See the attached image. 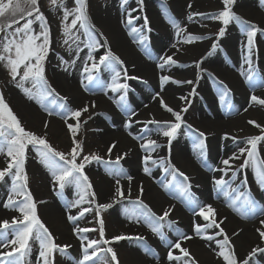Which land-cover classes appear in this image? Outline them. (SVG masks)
<instances>
[{
	"label": "snow or ice",
	"instance_id": "obj_1",
	"mask_svg": "<svg viewBox=\"0 0 264 264\" xmlns=\"http://www.w3.org/2000/svg\"><path fill=\"white\" fill-rule=\"evenodd\" d=\"M73 3L74 7L68 8L66 0H49L50 10L62 9L61 32L63 45L68 54L67 59L62 55H57V67L71 74L79 62L80 85L85 92L93 94L99 92L105 96H109V92L118 94L117 97L109 96V99H112L116 106L127 114L128 121L125 127L130 128L133 123L132 117L137 113L128 105L130 86L127 81L142 78L128 74L125 61L113 51L103 31L92 23L88 14L89 0H73ZM119 3L123 10L121 23L128 29L133 42L142 48L149 59H153L151 51L146 46L150 43L147 33L152 31L149 18L143 15V24L137 27L134 21L140 17L133 15L136 9L128 7L129 0H119ZM221 3L223 7L219 10L212 13L191 12L187 15V19L192 21L195 16H200L203 19L220 22L221 27L215 34L209 55L220 47L218 41L225 36L227 26L232 23L240 26L241 33L246 36L242 60L243 65L247 67L241 66L240 75L244 77L251 89L248 106L264 107V98L255 94L257 89H264V75L258 73L253 60L256 52L255 38L258 33L264 35V28L244 20L237 14L234 11L236 0H221ZM138 4L140 12L143 13L144 0H138ZM260 6L264 7V0H260ZM187 7L191 8L192 4L189 3ZM166 19L176 30L175 35L179 38L171 45L177 53L181 51L179 47L181 43L190 45L212 38L206 35H185L186 28H182L174 16H168ZM35 26H38V31ZM100 49H104V52L97 56ZM52 50L51 26L45 12L42 11L40 0H0V66L7 72L9 83L20 89L29 100L35 101L49 117L57 116L63 120L71 133L68 152L53 148L47 139L50 122L45 120L43 124L44 135H38L26 129L5 100L3 90H0V155H4L7 161L6 167L0 169V182H3L6 177L11 179L10 190L2 207L18 213L10 220H0V264H55L57 253L66 256L72 264H120L117 252L111 244L123 240L136 242L145 254L159 261V255L147 245L146 238L142 235L119 234L111 239L106 238V224L101 213L116 204L121 205V215L127 221L142 224L159 237L169 249L167 260L170 264H198L189 249L182 247V244L192 240L193 236L182 231L177 226L178 222L171 218L175 205H169L157 214L143 199L145 188L142 183L136 186V195L133 198L134 178L121 164L128 153H117L113 159V150L117 148L118 142H112L107 147V158L95 152L84 153L83 142L78 139L77 133L81 127V117L88 114L83 120V123L87 124L92 119L89 109L90 107L95 108L96 104L90 101L80 108H73L69 103V97L61 95L52 86L46 76V64ZM175 55L176 53L160 55L156 58L157 67L165 70L166 67L185 66L179 65L178 60L174 59ZM203 62V57L194 61L195 67L200 72L206 71L202 68ZM104 72L110 74L107 80L101 76ZM214 79L218 84L217 92L221 104L232 112L234 105L231 103V89L224 81ZM169 82L177 85L196 83L194 80L174 79L169 75L159 77L160 92L155 93L153 99L159 97L161 107L170 113L173 119L163 121L150 119L145 123L155 125V129H146L147 136L132 137L138 141L139 148L145 153L141 158L143 173L151 177L153 168L163 170L166 174L165 180L157 181L161 189L172 199L188 208L194 217H199L205 222L203 224L193 222L192 231L196 237L207 241L215 240L216 236L223 237L222 240H216V246L219 249L217 256L222 258L223 264H261L258 255L264 256V247H252L243 260L238 259L228 234L221 227L227 217L218 221L216 219L217 210L197 197L192 190V178L172 162L171 144L182 127L195 133L193 150L201 165L206 168L208 167V146L206 133L188 124L183 116V113L188 111L189 97L196 95V88L193 87L188 96L179 97L180 100L185 101L186 106L175 110L168 106L161 96L164 86ZM244 111H247V108ZM70 120L74 123H69ZM248 123L259 129L261 134L244 138L243 147H238L237 151L230 156L222 158L219 166L208 170L221 173L219 177H212V183L217 193L223 196L228 207L245 219L257 218L259 220L262 227L257 228V232L261 240H264V205H259L253 197L245 172L246 169H251L257 185L264 190V159H261L258 147L264 142V126L255 120H249ZM97 131L101 130L97 129ZM129 135L132 134L129 133ZM153 135L167 138L168 156H153V153H157L163 147L157 139L152 138ZM224 138H229V134L225 133ZM231 138L234 142L237 141L236 137ZM30 147L39 162L49 172L56 195L64 200L67 211L66 219L73 225V235L80 242L82 251L80 258L68 254V249L72 247L71 244L56 242V237L38 214V204L45 203V201H37L29 188V177L25 165ZM241 160L239 165L235 164L236 161ZM93 162L104 164L106 174L115 182L110 202L100 203L98 201L93 182L86 172V167ZM241 174H244L243 179H241ZM122 180L127 181V187L121 183ZM66 188L73 190L72 199L65 197ZM73 209L76 210V214H72ZM90 213H94L97 228L80 226L79 222L86 219L87 214ZM209 229L219 231L215 235H210L207 234ZM166 230L173 232L175 239L170 240ZM96 231L99 233V238L89 239L87 234ZM34 245L37 246L35 261L32 259ZM173 250H179V254H174Z\"/></svg>",
	"mask_w": 264,
	"mask_h": 264
},
{
	"label": "bare ground",
	"instance_id": "obj_2",
	"mask_svg": "<svg viewBox=\"0 0 264 264\" xmlns=\"http://www.w3.org/2000/svg\"><path fill=\"white\" fill-rule=\"evenodd\" d=\"M71 1V0H68ZM66 0V3L68 4ZM167 3V8L169 10V15H173L181 24L182 28H186V34H198L195 33L193 23L196 22V16L192 21L187 19V15L191 12H200L205 10L206 12H214L221 9V0H163ZM106 6L102 9L95 7L93 14L90 15L92 23H94L97 28L103 31L104 35L109 39L113 51L121 56L125 61V64L128 69V74L130 76L141 77L140 81H147L149 86H147V91L136 90L134 94L129 91L128 99L129 105L137 109V118L132 119L133 123L130 128L125 127L128 117L125 118L121 116L116 111V104L113 102L111 97H117L118 94L109 92V96H105L102 93L96 95H90L85 92L80 85V74H79V62L77 67L71 71V74L66 72H59L55 75H52V84L53 87L57 88L60 93H63L65 96L69 97V103L73 108H80L83 105L94 101L97 108L91 110L92 115H96L93 122V130L95 136L98 139V143L101 145L109 146L112 142H118V146L114 149V152H127L128 155L124 159L125 164L129 167V173L133 176V189L140 183L144 185L145 194L143 199L148 203L152 209L157 207L166 208L169 205H175V216L177 226L184 231L185 233L193 236V239L186 241L182 244V247H187L190 253L198 261V264H223L221 257L217 256L219 249L216 246V240H222V236H216L215 240L207 241L196 237L195 233L192 231L193 222L203 224L205 223L201 218L190 216L182 209L178 207L177 200L169 201L161 191L160 187H157L154 184L155 179H159L164 175L163 170L160 168L157 171L152 173V176L149 177L145 175L141 168V158L145 153L139 148V143L137 140H134L133 136L146 135L148 132L146 129L151 128V124H146L145 122L151 118L157 120H172L173 117L170 113L164 110L160 103L159 97L153 99L155 93L160 92L159 77L161 75H169L174 79L180 80H194L196 83L193 85H177L174 83H167L164 86L161 96L163 97L165 103L177 110L175 107V101L178 100L180 96H188L189 92L193 87L196 88V95L189 97L192 101L197 102L198 118L196 120V127L206 133L207 135V155L209 154V159L207 158V163H209V168L214 167V165L219 166L220 160L222 158H227L230 156L235 149L231 141L233 140L229 133L232 130L242 131L247 136L252 135V132L255 131L253 128L246 126L245 122H248V119L255 120L257 123L264 121V107L259 105H253L251 107L249 104V93L244 86V77L240 75V69L243 65L242 56L244 54L243 45L246 43V39H242V33L239 25H234V28H231L232 33L228 34L227 37L220 39L218 41L220 47H226L230 59L226 62L227 66H218V67H209L218 78L227 83L229 89H232L233 94L239 95L238 102L236 101V96L233 99L239 103L234 105L232 112H222L224 106L219 100L217 91L213 84L214 80L207 79L203 75L196 74L195 70H198L195 67L194 61L199 60L202 55H204L211 44L213 39H206L204 41H197L193 44H180L181 52L187 53V56L192 57L184 58V61H179L185 66H173L171 68L166 67L165 70H160L157 65L148 62L141 55L140 51L137 49V44L133 42V38L128 34V29L124 24L121 23L123 19V11L120 8L119 0H105ZM191 3L192 7L188 8L187 5ZM118 4V7H117ZM129 8H135L136 11L133 13L134 16L140 17L136 19L142 25L143 24V15H147L150 21L151 29L163 33L165 37V43L162 44L157 39H149L150 44L157 51V56L167 53L172 55L176 53V49L172 48L171 45L179 39L175 35V31H172L174 28H169L164 25L161 21V16L159 11L156 9L155 4L152 0H144V12L141 13L139 10L138 0H129ZM235 12L239 14L244 20L253 22L259 27L264 28V7L260 6V0H236ZM167 10V9H166ZM168 16V15H167ZM212 21L211 23H214ZM233 27V26H232ZM234 29V30H233ZM151 33V32H150ZM201 34V33H199ZM204 34V33H202ZM205 35V34H204ZM255 46L258 54L253 57L255 66L260 75H264V35L257 34L255 38ZM219 47V50L221 49ZM222 50V49H221ZM87 50H85L86 52ZM104 49H100L97 52V55H102ZM83 55V53H82ZM180 56H174V59L179 58ZM225 61V59H224ZM216 62H221L217 60ZM223 63V62H222ZM180 65V64H179ZM247 67V65H243ZM199 71V70H198ZM102 78L107 80L110 76L109 73H101ZM129 84V83H128ZM134 92V91H133ZM154 93L151 96V93ZM257 96L264 97V90L255 93ZM18 95V94H17ZM13 93V98L26 112L34 114L38 119H50L53 120L61 129L66 127L64 122H60L59 119L55 116L49 117L36 103L31 101L28 98L24 99L17 96ZM149 100L148 104H143L145 100ZM179 104V103H178ZM247 108V111L244 109ZM207 112V113H206ZM100 113H105L107 116L113 119L114 124L109 126L103 124L99 118ZM229 118H224V116H230ZM209 114V115H208ZM148 115H153V117H148ZM251 117V118H249ZM138 121V122H137ZM100 129L101 131H97ZM152 130V129H151ZM145 131V132H144ZM251 131V132H250ZM131 133L132 135H129ZM229 134V138L225 139L224 134ZM255 135L261 134L260 131L253 132ZM155 135L152 136V138ZM172 147L170 151H172ZM260 157L264 159V148L260 147ZM171 154V153H170ZM166 157L169 155V147L167 144L161 147L155 156ZM172 162H176L180 167L188 171L191 175V178H195L196 181L203 184L202 191L200 192L198 198L205 203L211 204L217 210L216 219L219 221L223 217H227V220L224 224L221 225L228 234L231 244L234 247L238 259L243 260L247 254L250 252L252 247H264V240H261L257 228L262 227L259 224L257 218L245 219L239 215L232 208L227 206L225 199L221 195L217 197V194L214 185L212 183V177H219L221 173L209 171L207 168L204 170L201 167V162L198 159L196 153L193 150V146L187 147L180 146L175 148L171 154ZM132 161V162H131ZM6 158L4 155H0V165L6 164ZM213 163V164H212ZM215 166V167H216ZM247 175V180L249 179L251 183L255 177H253V172L251 169L245 170ZM241 174V179H243ZM41 179L44 182V188L50 190L52 184V178L49 174L43 175ZM252 176V177H251ZM98 181V191L101 199L104 202H110V198L114 192L115 182L111 179H106L101 176H96ZM166 178V174H165ZM122 184L127 187V181H122ZM69 190H67L68 192ZM65 191V194H67ZM260 195L256 200L259 205H264V193ZM68 195V194H67ZM159 200V201H158ZM159 202H162L160 205ZM3 201L0 202V220L2 219H11V217L18 215L14 211L5 210L2 207ZM166 206V207H165ZM50 213L55 217L61 219L65 224L67 214L64 213L56 204L54 206H49ZM49 211V210H47ZM157 212L156 210H153ZM117 213V212H115ZM157 214H159L157 212ZM111 226L115 228V235L126 234L130 236L142 235L146 238L147 241L151 243L155 249L156 254L159 255L160 260L156 261L152 256L145 253H138L133 249L130 250L129 247L123 246L125 251L134 256L137 259L138 264H170L167 260V250L160 247V239L155 236L146 226L142 224L130 223L124 217L117 213L113 215L111 220ZM69 229V228H68ZM218 229H209L207 234L215 235L218 232ZM236 233V235H234ZM174 234V233H173ZM175 239V234L173 236ZM172 240V239H171ZM72 242H76L74 238L70 239ZM174 254H179V250H173ZM264 264V263H263Z\"/></svg>",
	"mask_w": 264,
	"mask_h": 264
},
{
	"label": "rangeland",
	"instance_id": "obj_3",
	"mask_svg": "<svg viewBox=\"0 0 264 264\" xmlns=\"http://www.w3.org/2000/svg\"><path fill=\"white\" fill-rule=\"evenodd\" d=\"M255 1L256 0H254V2ZM40 2L42 5V11L45 12V14L48 18V21H49L50 26H51V32H52V49L53 50L50 52L49 57H48V61L46 64V76H47L49 82L52 84V75L53 74L55 75L56 73H59V72L60 73L63 72V69L61 67H57V64H58L57 55L58 54L62 55L66 59L68 58V54L65 51V46L63 45V36H62V32H61L62 9L58 10V11H53V10H50L49 0H40ZM152 2L155 4V7H157L156 9L159 11V15L162 18L161 19L162 23L169 28H173L169 24L168 20L166 19V17H168V16H173V15H171V13L169 15L167 3H165V1H163V0H152ZM105 6H106L105 0H89L88 14L92 15L93 11H94L93 9L95 7H97L98 9H102V7H105ZM221 6L223 7L222 4H221ZM67 7L68 8L74 7L73 0L68 1ZM117 7H118V4H117ZM236 9L237 8L234 7V11ZM199 13H212V12H210V11L206 12L205 10H203V11H200ZM195 18H196L195 19L196 22L193 23V27L196 31L195 33H198V34H194V35H204L205 34L206 36H211L212 37L211 39L214 40L215 34L218 32V29L221 27L220 22L215 21L214 23H211L214 20L203 19L200 16H196ZM70 20H71V17L69 18V21H68L69 23H70ZM140 24L141 23L139 21H136V20L134 21L135 26L139 27V26H141ZM234 25H237V24L232 23L229 26H227L226 33H225L224 37H227L228 34L233 32V31H231V28H234L235 27ZM35 27H37V31H38L39 30L38 26H35ZM174 30L175 29H173L172 31H174ZM199 33H201V34H199ZM202 33H204V34H202ZM147 35H148L149 39H153V40L157 39L162 44L165 43V41H164L165 37L163 36L164 34L156 31L155 29H153L151 31V33L150 32L147 33ZM223 38H221V39H223ZM242 39H246V36H244L243 34H242ZM146 46L151 51L153 59H149L148 56L145 54V52L142 50V48L140 46L137 45L136 47L140 51L141 55H143L144 59H146L148 62H150L156 66L157 65L156 58L159 57V56H157V51L153 48V46L150 43ZM221 49L219 50V48H218L215 52H212V54L209 55L208 53L211 51V47H210L209 50L204 55H202V57L204 58L202 68L205 69L206 71L200 72V71L194 69L196 74L203 75L207 79L212 78L215 81L214 82L215 84H213L214 85L213 88L215 87L216 91H217L218 84L216 83V79H214V78H218V77H217V75H215V73L212 70H210L209 67H218V66L229 67V65L226 62L230 59V56H229V53H228L226 47L223 46ZM257 54H258V52L256 51V55ZM177 55L180 56L179 58H176L179 61H184V58L192 59V57L187 56V53H185V52L183 53L180 51L177 53ZM97 56H99V55H97ZM224 59H225V61H224ZM217 60H220L221 62H216ZM179 64L181 65L183 63L179 62ZM218 79L221 80L220 78H218ZM127 83H129L130 91L134 94H139V93H135L136 90L147 91V88H148L147 86H149L148 82L146 81V83H145V81H143V80L140 82H139V80H129V81H127ZM52 86H53V84H52ZM244 86H245L246 90L249 93H251V89H250L249 85L245 82V80H244ZM0 90H3L5 100L10 105V107L12 108L14 113L18 116L21 123L23 124V126L26 129L33 131L38 135H44L45 129L43 128V124H44L45 120H48L50 122V126H49V129L47 130V139L50 142V144L52 145V147L59 150V151H63V152L69 151L70 143H71V141H70L71 133L68 131L67 126L64 129H61L60 126L57 125L53 120L43 119V118L38 119L34 114L26 112L21 106H19V104L13 98V93H15L16 95L18 94L19 97H22L24 99H26L27 97L22 93V91L20 89L16 88L11 83H9V77L7 75V72L5 71V69L2 66H0ZM56 90L59 92V90L57 88H56ZM263 90L264 89H257L255 91V93L263 91ZM233 92L234 91L231 89V103L233 105H237V104H239V103H237L238 102L237 99H239V95H237L236 93L233 94ZM87 93L90 95L99 94V92H96L95 94H93L92 92H87ZM60 94L64 95L63 93H60ZM153 94L154 93L152 92L151 96ZM217 95H218V92H217ZM235 96H236L237 102L233 99V97H235ZM148 103H149L148 99L143 102V104H148ZM174 103L176 104L175 107L177 110H180L181 108L186 106L185 101H182V100H179V102H178V100H176ZM128 105H129V99H128ZM115 107H116V111L121 116H123L125 118L128 117L124 111L119 109L117 106H115ZM129 107L131 110H134L135 112H137V109L135 107L131 108L130 105H129ZM187 107H188V111L186 113H183L184 119L188 124H191V125H193V127L195 129H198L195 126L196 120H197L198 114H199L198 110H197V102L192 101L189 98V103L187 104ZM95 108H97V106ZM95 108L90 107L89 112H91V110H93ZM93 111H95V110H93ZM222 112H229V111L224 107V109H222ZM87 115L88 114L86 113L81 117V127L77 133L78 139H80L83 142L84 153L87 154V153L95 152V153H98L99 155L105 156V158H107L106 157L107 146L101 145L100 143H98V139L95 136V132L93 130V122H94L96 115H92V119L89 120L87 122V124H84L83 120L87 118ZM232 115H233V113H231L230 116H228V115L224 116V118H229ZM97 116H99V118L101 119L100 121H102L103 124H105V125L111 126L114 124L113 119L111 120V118L109 116H107L105 113H100ZM136 116L132 117V119H136L137 118ZM55 117H57V116H55ZM148 117L151 118V117H153V115H148ZM249 118H251V117H249ZM57 119H59L60 122H64L59 117H57ZM249 120H252V119H248V121ZM69 123H74V121L70 120ZM245 124H246V126L253 128L255 130L253 132L260 131L254 125H251L248 122H245ZM259 124L264 126V121L259 123ZM150 129L154 130L155 125H151ZM253 132H252V135H255ZM229 134L231 136L237 138L236 142H234L233 140L231 141V143L235 147V149L232 151H235L236 149H238V147H243L244 144L242 141L244 138L248 137L242 131L238 132V130H232L231 133H229ZM147 135H148V133L144 136H147ZM194 136H195L194 132L182 127L177 138L172 142L171 147L173 149H175V148H179L180 146H185V145L187 147L193 146ZM154 137L155 138H153V139H157L158 142H160L163 146H165V144H167V138H164L162 136L161 137L154 136ZM258 147L264 148V142H262ZM173 149H172V151H173ZM172 151H170L171 154H172ZM117 153H120V152H114L113 151V159H115V154H117ZM156 154L157 153H153V155H156ZM207 158L209 159V154L207 155ZM241 162H242V160L236 161L235 164L239 165ZM173 163L176 164V166L178 168H180L181 171H184L186 174L191 176L188 173V171H186L185 169L180 167L175 161ZM121 164L129 173V171H130L129 167H127L124 160L121 161ZM215 166L216 165H214V167ZM4 167H6V164L0 165V169H2ZM25 167H26L28 177H29V188L31 189L35 199L37 201H41V200L45 201V203L38 204V206H37L38 207V214H39L41 220L46 224V226L52 232L53 236L56 237L57 243H59V244H71L72 245V247L70 249H68L69 255L76 257V258H80L82 256V251L80 248L79 240L73 235V232H72L73 225L70 222H68L67 220H66L67 224H65L61 219L55 218L50 213L49 206H54V204H56L62 211H64V213L67 214V211L65 208V203H64L63 199L59 198L56 195V192L53 190V186H51V189L49 191L44 188V186H43L44 182L41 179V177H44L43 175H45V174H49V172L39 162L38 158L36 157L35 152L31 149V147L29 148V151H28V159H27ZM201 167L203 170L206 168V167H203L202 165H201ZM141 168H142V164H141ZM158 169H160V168H153L152 173L157 171ZM207 169H209V163H208ZM86 172L93 182L95 191L97 192L98 201L100 203H106L100 197V194L98 191L99 186L97 184L99 180H97V178H96V176H101V177L106 178V179H111L114 182V180L106 174L105 165L102 163L93 162L92 164H90L86 167ZM253 177H254V175H253ZM163 180H165V173L159 179H155L154 184L157 187H160V185L157 183V181H163ZM122 181H124V180H122ZM122 181H121V183H122ZM191 182L193 185L192 190L196 193V195L198 197L200 192L202 191L203 184L196 181L195 178H192ZM10 186H11V179L8 177H6L3 182H0V202L6 200L7 194L10 190ZM248 187L250 188L253 197H255L256 199L260 195H263L262 193H264V190L260 189V187L257 185V183L254 179H253L252 183L248 179ZM135 188L133 191V198H135V195H136ZM160 189H161V187H160ZM67 190H69V191L67 192ZM65 191L68 194V195L65 194V197L67 199H72L73 190L71 188H66ZM161 191L163 192L164 196L169 201H171V202L174 201V199H172L162 189H161ZM215 195L217 197L221 196L218 193ZM176 202H178V204H179L178 207L180 209H182V211H184V213H186L190 216H193L191 211L188 208H186L182 203H180L179 201H176ZM159 203H160V205L162 204V202H159ZM162 207L163 206L161 205L160 208L155 207V208H153V210H156L160 214L162 209H163ZM47 210H49V211H47ZM115 212H117L118 214L121 215V205L120 204H116L112 208L101 213V215L103 216V219L105 221V224H106V238H108V239H111V237L115 236V234H116L114 232L115 228L111 226V220H112L113 215L114 216L117 215V213H115ZM175 213H176V210H174V212L172 213V217H171L172 219H174ZM72 214H76L75 209L72 210ZM216 217H217V215H216ZM79 223H80V226H82V227H89V228H97L98 227L96 222H95L94 213L87 214L86 219L81 220ZM166 234L170 240L173 239V236H174L173 232L166 230ZM87 235H88L89 239H98L99 238L98 231L88 233ZM72 238H74L76 240V242L70 241V239H72ZM146 243L149 247L154 249L149 241L146 240ZM123 246H127V247H129L130 250L133 249L134 251H136L138 253H141V254L144 253L141 250V248L137 246V243L134 241L123 240V241H119V242H113L111 244V247H113V249L117 252V256H118V260H119L120 264H138L137 259L134 256H132L131 254H129L127 251H125L123 249L125 247H123ZM159 246L163 247V248H165V250L169 251V249L165 246V244L163 242H160ZM104 247H107V246H104ZM36 253H37V246L34 245L33 246V256H32L33 261H35ZM258 259H260L261 264L264 263V256L258 255ZM55 264H72V261L69 260L66 256H62L59 253H57L55 256Z\"/></svg>",
	"mask_w": 264,
	"mask_h": 264
}]
</instances>
